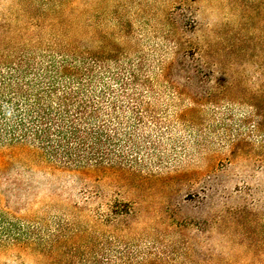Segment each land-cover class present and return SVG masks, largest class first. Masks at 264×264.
I'll return each mask as SVG.
<instances>
[{
	"label": "rangeland",
	"instance_id": "374dc122",
	"mask_svg": "<svg viewBox=\"0 0 264 264\" xmlns=\"http://www.w3.org/2000/svg\"><path fill=\"white\" fill-rule=\"evenodd\" d=\"M57 5L0 0V50L8 28L57 17L91 42L182 64L187 72L170 78L187 96L152 108L155 121L138 131L150 144L130 177L1 150L0 212L25 235L0 247V264H264V134L249 107L264 98V0ZM206 92L216 105L190 103Z\"/></svg>",
	"mask_w": 264,
	"mask_h": 264
},
{
	"label": "trees",
	"instance_id": "16d2710c",
	"mask_svg": "<svg viewBox=\"0 0 264 264\" xmlns=\"http://www.w3.org/2000/svg\"><path fill=\"white\" fill-rule=\"evenodd\" d=\"M29 19L32 30L8 28L0 50V151L20 148L56 168L133 176L150 144L139 128L155 121L154 106L170 105L166 94L187 96L170 78L187 69L154 64L140 48L102 36L91 42L61 18ZM188 99L217 104L212 92ZM254 101V127L264 134V98ZM21 226L0 212V247L23 244Z\"/></svg>",
	"mask_w": 264,
	"mask_h": 264
}]
</instances>
